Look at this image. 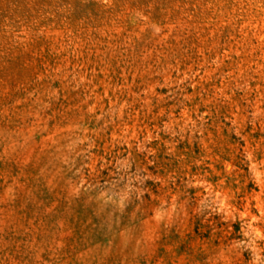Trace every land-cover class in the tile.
Listing matches in <instances>:
<instances>
[{
  "label": "rangeland",
  "instance_id": "obj_1",
  "mask_svg": "<svg viewBox=\"0 0 264 264\" xmlns=\"http://www.w3.org/2000/svg\"><path fill=\"white\" fill-rule=\"evenodd\" d=\"M0 264H264V0H0Z\"/></svg>",
  "mask_w": 264,
  "mask_h": 264
}]
</instances>
